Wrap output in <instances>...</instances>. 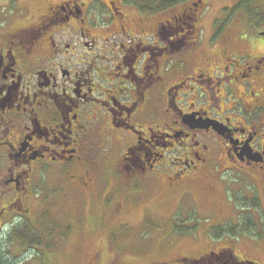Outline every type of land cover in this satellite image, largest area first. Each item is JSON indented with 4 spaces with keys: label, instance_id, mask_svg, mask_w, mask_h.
<instances>
[{
    "label": "flooded vegetation",
    "instance_id": "af4514ba",
    "mask_svg": "<svg viewBox=\"0 0 264 264\" xmlns=\"http://www.w3.org/2000/svg\"><path fill=\"white\" fill-rule=\"evenodd\" d=\"M210 1L46 0L31 14L1 0L0 238L33 222L37 239L48 210L52 235L47 202L82 205L95 189L119 223L151 189L176 214L186 200L221 205V174L248 179L249 197L264 188V13L258 0L219 8L206 28ZM222 238L176 260L248 264ZM100 250L88 264H124Z\"/></svg>",
    "mask_w": 264,
    "mask_h": 264
},
{
    "label": "rangeland",
    "instance_id": "374dc122",
    "mask_svg": "<svg viewBox=\"0 0 264 264\" xmlns=\"http://www.w3.org/2000/svg\"><path fill=\"white\" fill-rule=\"evenodd\" d=\"M45 1L27 0L26 6L31 9V14H39L44 9ZM237 1L211 0L205 27H209L210 19L217 15L219 8L234 6ZM257 5L264 9V0H258ZM221 178L226 182L228 187L226 190L236 193L235 198L241 196L239 190L243 189L242 187H246V194L250 196L248 179L241 178L240 175L232 177L230 173L221 174ZM231 183L235 185L229 188L228 185ZM44 184L50 185L51 181L47 180ZM220 186L223 189L221 205L217 204L219 199L213 196L208 197L204 203L202 200L195 203L186 200L182 201L181 209H177L176 214H174L177 207L176 198L168 196L167 199H163L157 189L148 190V194L144 196L146 200L142 203L141 199V204L133 205L130 200H126L127 203L124 204L126 211L119 223H114L109 208H105L104 214L100 208L99 213L96 209V205L101 203L104 189L87 191V203L82 205L75 202L72 197L64 200L62 198L57 200L56 197L53 200L54 206L47 202V207L60 224L52 235L46 234L49 232L47 222L52 219L48 220V210L38 215L39 231L42 233L37 239L33 228L37 224L33 222L21 223L13 231L5 232L0 238V258L4 260L17 258L23 264H88L92 259L91 252H96L100 248L103 260H108L115 253H121L119 259L123 260L124 264H187L175 259L184 253H192L193 256L205 249L210 250L211 244L220 245L215 240L213 243L209 242L207 238L209 227H213L212 231L217 233L215 224L224 223L227 217H231L230 221L236 222L238 218L234 216L242 217L246 212L248 218L243 221V225L248 228L255 226L254 235L238 233V237L231 239L236 243L242 259L264 264V188H259L256 195L258 206L253 212L247 209L250 203L245 201L239 204L234 200L224 201L225 185L221 183ZM230 192L229 199L233 196ZM143 205L152 214L149 222L141 218L146 214ZM211 209L220 216L214 215ZM210 216L214 219H210ZM215 220L217 222H214ZM181 221L188 227L187 231L181 235L170 233L171 224ZM67 229L70 230L68 233Z\"/></svg>",
    "mask_w": 264,
    "mask_h": 264
},
{
    "label": "trees",
    "instance_id": "16d2710c",
    "mask_svg": "<svg viewBox=\"0 0 264 264\" xmlns=\"http://www.w3.org/2000/svg\"><path fill=\"white\" fill-rule=\"evenodd\" d=\"M2 1L5 2V0H2ZM9 1H10L11 5H12V4H14V1H16V0H9ZM176 1L177 0H168V3L171 4L172 6H174L177 3ZM0 2H1V0H0ZM253 3H254V0H238L236 2V4H235V7L238 8V7H241V6L245 5V6H247L249 8V6L251 4H253ZM247 15L249 16L248 12H247ZM251 15H252L251 17H254V15L252 13H251ZM234 176H236V175H234ZM219 182L225 185L224 194H226L227 193V191H226L227 187H226V184H225L226 182L223 181L222 178H219ZM220 183H219V188H220L221 195H222L223 189L221 188ZM224 198H226L227 201H230L228 196H225ZM233 199H234L235 203L237 202L238 204L240 202H244V201H245V203H250L247 206V209L251 210V211H254L257 208V206H258V203H257L258 199L256 198V196L249 197V198H240V197L239 198H235V197H233ZM241 209H243V207ZM217 216H220V215L217 214ZM240 217H239V220H237V223L233 222V221H230L232 219H231V217H229V218L226 219V221L224 223L215 224L217 226V229H215V230L218 231L217 233L213 232L214 230L212 231L213 227H209L208 230H207V233H208L207 238L209 239V242L213 243L214 242L213 240H215L216 242L220 243V242H222V239H223L222 237H227V236L228 237H232V236H235V234L237 232L238 233H246L247 235H250V236L254 235V232H255L254 228H256L255 226H252L251 228H248L247 226L243 225V221L246 218H248V214L246 212H244V215L241 217V219H240ZM210 219L213 220L214 217L210 216ZM208 221H210V220L208 219ZM214 222H217V221L215 220ZM187 229H188V227H186V224L178 222V223H175L174 227H172L170 229V231H171L170 233H172L173 235L174 234L181 235L182 233H184V231H187ZM186 233H188V232H186ZM206 252H208V250L205 249L202 253H199V254L196 253L195 254L196 256L193 255V257H198L201 254L204 255ZM185 254L191 255L192 253H185ZM0 264H8V261L4 262L3 260L0 259Z\"/></svg>",
    "mask_w": 264,
    "mask_h": 264
},
{
    "label": "water",
    "instance_id": "95a60500",
    "mask_svg": "<svg viewBox=\"0 0 264 264\" xmlns=\"http://www.w3.org/2000/svg\"><path fill=\"white\" fill-rule=\"evenodd\" d=\"M264 34V33H263ZM215 127V126H214Z\"/></svg>",
    "mask_w": 264,
    "mask_h": 264
}]
</instances>
